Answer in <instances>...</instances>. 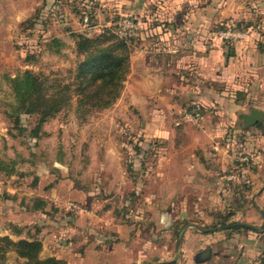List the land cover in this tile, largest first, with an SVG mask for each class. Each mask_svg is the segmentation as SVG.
Wrapping results in <instances>:
<instances>
[{"label":"crops","instance_id":"1","mask_svg":"<svg viewBox=\"0 0 264 264\" xmlns=\"http://www.w3.org/2000/svg\"><path fill=\"white\" fill-rule=\"evenodd\" d=\"M109 1L115 2L111 13L139 11L140 46H132L136 38L130 42V74L117 105L140 117L137 152L147 158L141 166L153 170L145 178L147 190L155 185L144 211L152 222L142 231L116 209L102 208L132 180L118 158L94 160L98 168L112 171L105 202L92 189L84 193L63 184L66 191H50L54 205L79 203L72 225L71 245L80 248L75 256L80 264H138L129 247L140 240V264H264V32L256 30L264 23V0ZM22 5L0 0V35L2 26L14 28L31 14H18ZM231 21L250 32L246 41L218 38ZM73 25L82 31L76 21ZM188 113H200L201 122L185 120ZM46 131L31 138L38 141ZM9 133L0 125L2 140H9ZM112 152L117 151L105 147L106 158ZM23 164L8 179L34 176L33 187L44 185L46 192L49 173L26 160ZM32 199L35 205L26 209L31 213L19 214L47 215L53 200ZM38 201L44 208H37ZM84 219H90L86 228ZM149 234L150 240L143 239ZM110 245L111 251L104 250ZM60 253L55 256L67 264V251Z\"/></svg>","mask_w":264,"mask_h":264},{"label":"rangeland","instance_id":"2","mask_svg":"<svg viewBox=\"0 0 264 264\" xmlns=\"http://www.w3.org/2000/svg\"><path fill=\"white\" fill-rule=\"evenodd\" d=\"M16 1L19 4V0ZM21 1L23 5L17 7L18 14H28L30 11L31 14L25 21H18L14 28L2 26L0 35V125L10 131L9 140L0 138V189H3L0 194V238L8 236L16 242L42 239V258H57L55 255L61 256L60 252L64 249L68 253L67 264H80L75 256L80 248L75 247V243L71 245L75 236L72 225L76 220L75 212L79 203L67 201L65 204L54 205L55 200L50 191L55 187L66 191V188L62 189L63 184H67V187L74 186L84 193L92 189L96 198L100 197L98 201L103 203L105 196L111 193L106 188L109 185L107 177H111L112 171H104L92 162L116 161L118 158L124 162L125 171L132 182L123 183L122 195L110 197L111 200L103 203L102 208L110 206L117 210L118 215L120 213L119 217L124 221L142 231L148 230L152 217L144 212L150 206L146 198L154 192L155 185H149L147 190L145 178L150 173L149 178L153 170L141 166L147 158H140L137 152L140 149V117L137 111L125 109V105L118 107V102L109 109L84 115V112L78 111V96L74 86L69 93L70 105L43 126L46 133L43 132L42 139L35 141L31 137L37 127L38 117L23 115L20 121L16 120L18 104L10 81L29 71L47 79L49 86L55 82L73 85L78 65L83 60L77 53L78 40L75 36L83 35L94 39L103 33L105 26L116 31L124 18H130L139 26L132 46H140V18H137L139 11L124 15L111 13L110 5L115 2L109 0ZM68 13L74 15L75 19H71ZM89 15L93 17L94 26L86 28L85 19ZM75 21L82 28L81 32L77 31L76 25L72 26ZM139 63L140 58L135 66ZM105 147L117 152L108 153L110 157L106 158ZM24 160L30 163L29 166L33 165L34 169L40 168L45 174L49 173L50 185L46 192L42 191L44 185L33 187L34 176H29L26 180H18V177L8 179V176L24 166ZM36 166L38 167L35 168ZM21 172L28 174V171ZM118 188L120 189L119 186ZM156 189L159 191V187ZM4 190H8L11 196L17 194L19 199L12 200ZM38 196L53 200L49 201L53 205L47 215H20V212L31 213L26 209L35 205L32 198ZM20 198L24 200L21 201ZM89 221L90 219H84L82 226L88 227ZM150 238L151 234L143 239ZM131 243L129 249L140 264V240ZM53 246L60 247L55 250ZM104 250L111 251L112 246H106ZM0 264H26V261L11 252L5 260L0 259Z\"/></svg>","mask_w":264,"mask_h":264},{"label":"trees","instance_id":"3","mask_svg":"<svg viewBox=\"0 0 264 264\" xmlns=\"http://www.w3.org/2000/svg\"><path fill=\"white\" fill-rule=\"evenodd\" d=\"M88 18L90 25L94 26L93 17L89 15ZM75 37L78 40L77 53L83 60L78 65L73 85L55 82L49 86L47 79L29 71L10 81L18 104L16 120L20 121L23 115L38 117L32 137L38 138L43 126L70 105L69 93L74 86L78 111L84 115L111 108L122 95L130 74V42L133 39L120 38L112 28H105L94 39L83 35ZM38 202L37 208H44L45 203ZM43 251L44 244L39 239L16 242L8 236L0 238L1 260L13 252L26 264H65L55 257L42 258Z\"/></svg>","mask_w":264,"mask_h":264},{"label":"built area","instance_id":"4","mask_svg":"<svg viewBox=\"0 0 264 264\" xmlns=\"http://www.w3.org/2000/svg\"><path fill=\"white\" fill-rule=\"evenodd\" d=\"M85 25L86 28H91L88 17L85 19ZM138 27V24L130 18H124L116 30V35L126 40L133 39L135 38L136 31L139 29ZM256 30L264 32V23L257 26ZM217 36L223 42L236 43L246 41L250 36V32L240 28L237 22L231 21L224 29L217 32ZM184 119L188 122L199 123L202 120V116L200 113H188ZM249 160V158L243 159L244 162H248Z\"/></svg>","mask_w":264,"mask_h":264}]
</instances>
